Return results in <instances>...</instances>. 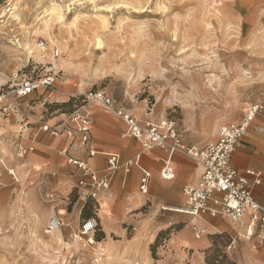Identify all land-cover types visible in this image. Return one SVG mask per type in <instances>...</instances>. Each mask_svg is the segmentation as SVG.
I'll return each instance as SVG.
<instances>
[{"label":"rangeland","instance_id":"374dc122","mask_svg":"<svg viewBox=\"0 0 264 264\" xmlns=\"http://www.w3.org/2000/svg\"><path fill=\"white\" fill-rule=\"evenodd\" d=\"M9 2L0 0V264H96L77 231L105 201H81L76 185L62 191L72 177L68 159L58 162L63 146L44 142L57 137L50 132L33 140L34 130L57 127L49 121L60 116L68 124L59 135L67 134L70 114L88 105L83 94L103 90L142 122L175 121L181 145L203 148L226 120L264 107V0H14L11 12ZM32 45L40 57L29 55ZM47 73L54 90L16 97L19 84ZM54 212L63 226L47 233ZM129 224L100 225L99 264H162L170 232L141 238L130 225L123 235ZM202 228L201 264H254L262 255L240 236ZM183 249L178 264H192L197 250Z\"/></svg>","mask_w":264,"mask_h":264},{"label":"crops","instance_id":"0c3cea01","mask_svg":"<svg viewBox=\"0 0 264 264\" xmlns=\"http://www.w3.org/2000/svg\"><path fill=\"white\" fill-rule=\"evenodd\" d=\"M86 109H90L88 112L92 116L93 144L98 154L89 158L86 149L81 146L79 140L72 143L66 134L58 135L55 138L48 135L43 136L44 142L47 144L63 146L59 152L58 162L62 163L63 157L74 158L87 162L95 170L103 171L108 166L106 154L117 153L123 162L140 158L139 163L135 167L132 166L129 171L125 170L124 173L123 168L118 170L110 187L102 194L99 203L105 202L101 204L100 213L97 214L100 225L106 223L113 229H119L121 223L128 221L131 224L121 229L123 235H126L131 228L130 225H133V229H136V236L141 238H157L161 233L170 232L167 241L169 252H166L167 256L162 264H178L185 261L187 253L183 248L197 250V253L192 256V264L203 262L199 251L208 247V242L195 237L194 224L204 227L210 234L227 233L232 237L233 235L239 237V234L244 232L243 224L234 223L222 216L206 214L202 218L192 220L190 216L176 212L184 203V187L197 184L201 178L202 168L193 158L180 153L172 155L165 147H157L148 154L138 140L127 135V126L120 118L103 110L96 103H89ZM142 116L148 119L145 112ZM64 120L65 118L57 116L49 123L54 126L58 125L55 128L61 132L68 124L67 121L63 123ZM234 122V120L228 119L225 124ZM46 125L48 126V124ZM188 125L195 128L193 124L188 123ZM196 128L198 127L196 126ZM42 133L45 132L41 130V127L34 130L32 139L40 141ZM216 139L217 134L197 147H205ZM167 164L168 168L171 167L173 178L164 179L161 172ZM232 164L241 172L246 170L264 172V107L257 115L252 128L241 140L234 153ZM68 165L63 169L67 174H72V177L63 179L61 186L62 191L66 193L77 184L81 177L79 169L71 164ZM142 170H147L151 174L149 191L152 188V192L149 198L143 196L145 194L139 190ZM163 175L168 176L167 173ZM254 195L257 201L264 204V178L262 185L255 188ZM181 224H183L182 227ZM246 242L254 244L253 251L262 252L255 249L256 239ZM254 264H264L263 252L262 255L257 252Z\"/></svg>","mask_w":264,"mask_h":264},{"label":"built area","instance_id":"2783aa9c","mask_svg":"<svg viewBox=\"0 0 264 264\" xmlns=\"http://www.w3.org/2000/svg\"><path fill=\"white\" fill-rule=\"evenodd\" d=\"M56 83L55 75L47 73L39 78L28 79L19 84L15 89L17 98H27L38 92L54 90ZM83 102L86 104L96 103L105 107L107 112L120 118L127 126V135L138 140L145 151H151L157 147L168 148L170 154L177 151L183 152L193 158L202 168L199 182L195 185L186 186L183 189L184 203L179 214H185L195 218L204 215L222 216L237 224L244 225V232L239 234L246 241L256 239L255 249L264 253V204L257 201L254 195L255 188L262 185L264 172L256 170H237L232 159L241 140L247 135L248 130L257 115L263 110L261 105H252L245 110L242 119L236 124L223 126L218 133L217 141L203 148H185L178 139V127L175 121L165 120L159 123L142 122L118 107L113 98L103 90H91L83 94ZM72 129L66 131V137L74 143L77 139L81 146L86 149L88 157L93 158L98 154L93 144L92 125L93 120L86 106H81L69 116ZM43 132H50L53 136L61 134L56 128L42 126ZM35 140V138L33 139ZM173 141L174 144H169ZM35 147L20 148V156L33 152ZM108 166L103 171L93 169L87 162L68 158V164L75 166L81 171V177L75 189L78 198L83 202L99 203L102 194L110 187L117 171L125 168L129 171L140 158L123 162L117 153L106 154ZM171 175L168 164L162 170ZM151 174L142 170L139 190L142 194H148ZM63 226L62 221L54 212L47 226V233H52ZM100 228L97 218L84 221L78 228L77 237L84 240L86 246L93 249V260L99 264L106 256L105 252L97 247L95 234ZM195 237L201 239L205 235L202 227L194 224Z\"/></svg>","mask_w":264,"mask_h":264},{"label":"bare ground","instance_id":"6f19581e","mask_svg":"<svg viewBox=\"0 0 264 264\" xmlns=\"http://www.w3.org/2000/svg\"><path fill=\"white\" fill-rule=\"evenodd\" d=\"M14 3H15L14 0H10V2H9V6H10L11 8H10L9 12H11L12 10H15V9H14ZM57 12H58V9H53V10H52V16L57 15V16L60 17V15H58ZM5 13H6V12H5ZM13 14H14V13H12V15H13ZM59 17H58V18H59ZM44 28H45V30H48V31H49V28H50V22H49V21H46ZM38 47H40V46H35V45L29 46V48H28L29 55L33 56V54H35V50H36V57H40L41 52H40L39 50H37ZM160 122H161V121H160ZM151 123H155V122H151ZM183 147H184V146H183ZM163 176H164V175H163ZM165 178H170V175L168 174V176H167V177L165 176ZM52 214H53V213H52ZM52 214H51V215H52ZM38 220H39V219H38ZM36 222H37V220H36L34 223H36ZM56 230H59V229H56ZM56 230H55V231H56ZM112 257H113V256H109V257H108V260H111Z\"/></svg>","mask_w":264,"mask_h":264}]
</instances>
